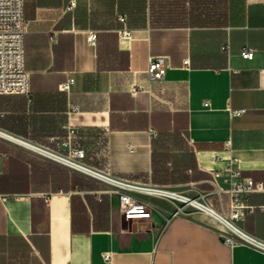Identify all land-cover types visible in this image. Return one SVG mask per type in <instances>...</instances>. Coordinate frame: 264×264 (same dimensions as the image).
<instances>
[{"label":"crops","instance_id":"obj_1","mask_svg":"<svg viewBox=\"0 0 264 264\" xmlns=\"http://www.w3.org/2000/svg\"><path fill=\"white\" fill-rule=\"evenodd\" d=\"M24 11L31 91L0 94V130L61 154L82 147L93 168L226 215L215 172L264 184V0H25ZM157 55L168 68L152 80ZM143 198L151 216L127 218L103 180L0 136V264H264L204 212ZM246 200L241 226L264 241V190Z\"/></svg>","mask_w":264,"mask_h":264},{"label":"built area","instance_id":"obj_2","mask_svg":"<svg viewBox=\"0 0 264 264\" xmlns=\"http://www.w3.org/2000/svg\"><path fill=\"white\" fill-rule=\"evenodd\" d=\"M72 1L70 6H74ZM25 0H0V94H29L31 91L30 73L26 69V49H25V34L27 21L25 17ZM130 35L128 30L122 32V36ZM94 34L89 35V40L94 42ZM254 50L245 48L242 55L248 58L253 57ZM187 63L188 60H185ZM168 68V61L166 56L157 55L151 56L148 65V75L152 80L162 79L166 75ZM71 80L63 84L65 89L70 87ZM242 110H234V114H239ZM0 136L12 139L28 146L36 153L42 154L50 159L59 161L69 168L78 170L103 180L119 197L120 209L127 218L144 217L149 218L152 213V204L143 198V195L155 196L160 198H171L180 200L183 205L176 208L174 214H180L185 211V207L192 206L203 212V208L197 206L194 201H198L212 209L216 210L210 204L191 198L182 193H179L167 186L158 185L152 182L141 183L128 179L116 177L96 168L87 165L84 162L86 157V150L82 147H71L67 154H61L54 150L42 148L38 144H34L27 140H23L12 136L0 130ZM59 156L66 160H60ZM237 157L231 160V163H236ZM92 168L100 173L102 176L96 175L86 170V167ZM222 177V181L220 180ZM229 179V182L227 180ZM211 183L214 186V191L219 195L229 194L230 196V211L229 215H224L232 222L236 223L238 228L236 233H228L221 230L224 240L228 244L246 243L256 248L264 250V241L251 235L245 231L241 222L245 219L248 212H252L255 208L247 202L246 196L254 191L264 190V184L260 181H255L248 176L242 178L240 169L232 165L225 171L215 172L211 178ZM175 195V196H174ZM185 196V198H178L176 196ZM264 207V206H262ZM111 254H106L110 257Z\"/></svg>","mask_w":264,"mask_h":264},{"label":"bare ground","instance_id":"obj_3","mask_svg":"<svg viewBox=\"0 0 264 264\" xmlns=\"http://www.w3.org/2000/svg\"><path fill=\"white\" fill-rule=\"evenodd\" d=\"M59 159L63 160V161L66 160L65 158H63V157L61 158L60 156H59ZM84 167H86V166H84ZM86 170L89 171V172H92V173H94L96 175L102 176V173H100V172H98V171H96V170H94L92 168L86 167ZM176 197L185 198V196H182V195L181 196H176ZM194 202H195V204H197V206H200L201 208H203L202 210H203V212L206 215H209V216L215 218L218 222L223 224L225 226V228L227 227V229L229 230V233H232V232L236 233V229L238 228L236 223L232 222L229 218H227L224 215L220 214L218 211L212 209L211 207H208V206H206V205H204V204H202V203H200L198 201H194ZM185 208H187V207H185Z\"/></svg>","mask_w":264,"mask_h":264},{"label":"rangeland","instance_id":"obj_4","mask_svg":"<svg viewBox=\"0 0 264 264\" xmlns=\"http://www.w3.org/2000/svg\"><path fill=\"white\" fill-rule=\"evenodd\" d=\"M160 198V197H159ZM162 199H164V200H167V201H169V202H171V203H175L176 205H177V207L178 206H180V205H183V202H181L180 200H176V199H171V198H162ZM189 207H191V208H194V207H192V206H189ZM195 209V208H194ZM220 223V222H219ZM221 224V223H220ZM218 224V228H220V230H222V231H225V232H228L229 233V230L227 229V227L225 228V226L223 225V224Z\"/></svg>","mask_w":264,"mask_h":264}]
</instances>
